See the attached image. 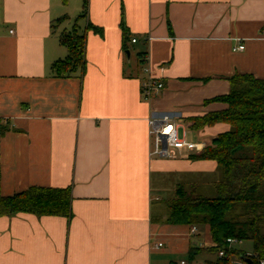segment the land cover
<instances>
[{
  "label": "crops",
  "instance_id": "0c3cea01",
  "mask_svg": "<svg viewBox=\"0 0 264 264\" xmlns=\"http://www.w3.org/2000/svg\"><path fill=\"white\" fill-rule=\"evenodd\" d=\"M67 2L0 0V196L32 186L72 194L69 218L1 216L0 264L216 260L209 225L192 233L169 223L168 204L193 173L216 170L190 156L230 129L195 130L189 119L227 108L211 99L229 93L232 75L264 78V0H88L103 35L87 34L82 76L57 78L51 66L67 55L59 37L74 20ZM145 67L165 84L151 99ZM163 114L201 148L151 156L148 119Z\"/></svg>",
  "mask_w": 264,
  "mask_h": 264
},
{
  "label": "trees",
  "instance_id": "16d2710c",
  "mask_svg": "<svg viewBox=\"0 0 264 264\" xmlns=\"http://www.w3.org/2000/svg\"><path fill=\"white\" fill-rule=\"evenodd\" d=\"M88 4V0H83L82 12L59 37L67 55L52 64L54 77L82 76L86 70L87 34L93 31L103 35L101 27L88 21ZM68 19L63 16L56 22ZM228 80L229 93L211 99L227 104V108L189 119L195 130L217 123L230 125L228 131L213 138L200 154L190 156L217 163L222 177L213 182L216 194L206 197L179 185L168 204V220L192 227L209 225L215 246L207 250L218 254L223 249L225 255H217L208 264H264V78L236 73ZM71 202L70 187L32 186L10 196H0V217L30 213L69 218ZM228 238L238 242L250 240L253 254L233 249ZM198 251L191 249V255Z\"/></svg>",
  "mask_w": 264,
  "mask_h": 264
},
{
  "label": "built area",
  "instance_id": "2783aa9c",
  "mask_svg": "<svg viewBox=\"0 0 264 264\" xmlns=\"http://www.w3.org/2000/svg\"><path fill=\"white\" fill-rule=\"evenodd\" d=\"M132 41L136 42V39H133ZM243 49L244 45L235 47V50ZM143 60H146L145 55ZM144 72L148 75V77L143 82V94L146 99H151L165 88V84L163 81H160L151 75L149 67H145ZM148 123L149 137L151 139V156H156L162 159H174L179 155V151L183 149L194 151L201 148V146L197 143L188 141L185 137L179 135V124L174 117L168 114L152 115L149 117ZM197 231V226H193L191 232L196 233ZM227 242L229 244H233L236 240L228 238ZM159 246H162V244H159ZM224 255V250H220L218 256L223 257ZM178 264H189V262L183 259L180 260Z\"/></svg>",
  "mask_w": 264,
  "mask_h": 264
},
{
  "label": "rangeland",
  "instance_id": "374dc122",
  "mask_svg": "<svg viewBox=\"0 0 264 264\" xmlns=\"http://www.w3.org/2000/svg\"><path fill=\"white\" fill-rule=\"evenodd\" d=\"M64 9H66L67 15L74 19L82 12V3L79 4L78 2H74V0H68ZM63 30V29H62ZM58 33H60V28H58ZM135 60V57H134ZM187 130V140H192L194 142H198L199 139L194 136L190 129L186 128ZM183 128L179 129V135L182 136ZM195 175V176H194ZM193 177H196L197 181H192V184L187 185V189L189 192L194 191L195 193L202 194L206 197H213L216 194V189L213 186V182L218 181L222 177L221 170L217 167L216 170L213 172H198L196 174H192ZM233 249L238 251H243L249 254H253V243L250 240H245L238 242L236 241L233 245ZM213 256V254H212ZM215 257V255H214ZM204 260L203 258H198V262Z\"/></svg>",
  "mask_w": 264,
  "mask_h": 264
},
{
  "label": "water",
  "instance_id": "95a60500",
  "mask_svg": "<svg viewBox=\"0 0 264 264\" xmlns=\"http://www.w3.org/2000/svg\"><path fill=\"white\" fill-rule=\"evenodd\" d=\"M127 53L129 54V51ZM248 261H250V260H248Z\"/></svg>",
  "mask_w": 264,
  "mask_h": 264
}]
</instances>
